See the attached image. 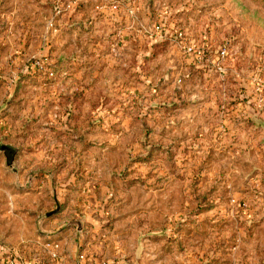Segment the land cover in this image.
<instances>
[{
	"label": "rangeland",
	"instance_id": "rangeland-1",
	"mask_svg": "<svg viewBox=\"0 0 264 264\" xmlns=\"http://www.w3.org/2000/svg\"><path fill=\"white\" fill-rule=\"evenodd\" d=\"M0 144V264H264V0H0Z\"/></svg>",
	"mask_w": 264,
	"mask_h": 264
},
{
	"label": "built area",
	"instance_id": "built-area-1",
	"mask_svg": "<svg viewBox=\"0 0 264 264\" xmlns=\"http://www.w3.org/2000/svg\"><path fill=\"white\" fill-rule=\"evenodd\" d=\"M185 49H186V51L188 53H195L197 57H199L200 54H201L200 49H195L194 46H192V45H188V44L185 45ZM222 53H224V51H222ZM57 247H58V244H53V246H52V248L50 250L51 251V256H53V257L57 256V254H56V248ZM82 257H83V255H80V258H82Z\"/></svg>",
	"mask_w": 264,
	"mask_h": 264
},
{
	"label": "water",
	"instance_id": "water-1",
	"mask_svg": "<svg viewBox=\"0 0 264 264\" xmlns=\"http://www.w3.org/2000/svg\"><path fill=\"white\" fill-rule=\"evenodd\" d=\"M0 150L4 151L5 155L7 156V164H11V162H12V156L11 155L14 154L15 150L13 148L7 146V145H4V144H0Z\"/></svg>",
	"mask_w": 264,
	"mask_h": 264
},
{
	"label": "crops",
	"instance_id": "crops-1",
	"mask_svg": "<svg viewBox=\"0 0 264 264\" xmlns=\"http://www.w3.org/2000/svg\"><path fill=\"white\" fill-rule=\"evenodd\" d=\"M58 245L61 246L60 242H58ZM50 248H52V246H50ZM50 250H51V249H50ZM57 250L59 251L58 253H60V252L63 250L62 246L59 247V249H57Z\"/></svg>",
	"mask_w": 264,
	"mask_h": 264
}]
</instances>
